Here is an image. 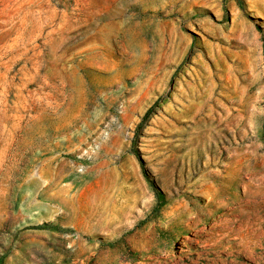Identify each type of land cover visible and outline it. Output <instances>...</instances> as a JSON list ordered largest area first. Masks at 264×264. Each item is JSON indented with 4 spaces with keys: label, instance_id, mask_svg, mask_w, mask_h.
<instances>
[{
    "label": "rangeland",
    "instance_id": "374dc122",
    "mask_svg": "<svg viewBox=\"0 0 264 264\" xmlns=\"http://www.w3.org/2000/svg\"><path fill=\"white\" fill-rule=\"evenodd\" d=\"M0 264H264V0H0Z\"/></svg>",
    "mask_w": 264,
    "mask_h": 264
},
{
    "label": "bare ground",
    "instance_id": "6f19581e",
    "mask_svg": "<svg viewBox=\"0 0 264 264\" xmlns=\"http://www.w3.org/2000/svg\"><path fill=\"white\" fill-rule=\"evenodd\" d=\"M211 123V122H210ZM205 129V128H204ZM206 131H208V130H206ZM209 135V134H208Z\"/></svg>",
    "mask_w": 264,
    "mask_h": 264
}]
</instances>
